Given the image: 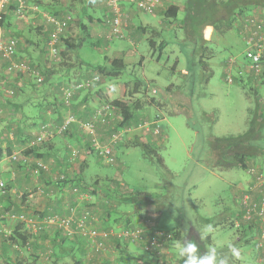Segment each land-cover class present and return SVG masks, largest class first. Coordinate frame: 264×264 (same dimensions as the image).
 <instances>
[{
    "label": "rangeland",
    "instance_id": "1",
    "mask_svg": "<svg viewBox=\"0 0 264 264\" xmlns=\"http://www.w3.org/2000/svg\"><path fill=\"white\" fill-rule=\"evenodd\" d=\"M80 1L64 0L68 5L63 15L72 17L69 27L58 33L57 46L65 53L64 65L59 54L52 57L44 46L43 32L36 31L40 26L34 14L27 10L21 18L10 14L11 20L19 24L25 22V17L33 15L35 23L30 21L27 27L40 44L20 58L22 62L31 61L42 67V61L39 65L37 60L42 53L44 62L51 66L47 67L50 72H46L47 75L52 72V85H48L50 93L57 92L58 84L57 87H60L64 82L76 79L77 59L102 64L105 58H121L125 63L118 77L101 75L100 88L107 87L110 101L133 102L138 99L141 107L134 110L131 124L119 129H116L122 121L119 110L111 109L110 124L100 126L106 132L102 141L107 139L109 131L116 130L122 138L119 147L112 161L100 157V166L92 163L86 172L100 173V183L106 185L105 189L112 191L111 194L131 196L140 191L149 193L155 199L151 201L147 196H132V200L120 208L128 211L129 217L134 219L132 224L150 220L151 224L172 233L173 240L159 254L164 255L159 258V263L178 264L175 242L193 240L200 243L206 252L210 247L217 246L218 254L227 259V264H260L257 231L241 227L242 192L252 186L253 174L237 164L221 167L224 162H233V152L226 151L219 161L215 152L218 139L248 132L257 100L264 98V84L258 81L262 76L251 70L245 57L247 31L242 27L244 17L252 13V17L259 19V15L264 13L262 9L256 7L250 14L237 16L230 22L227 7L218 3L216 13L192 26L187 19V2L190 0H166L155 10H161V13H146L135 7L131 17L128 11L122 37L107 39L98 47L86 41L75 51L73 44L84 37L79 17L86 23L97 24V19L89 21L87 15L82 14ZM169 4L178 6L177 18L168 19L162 15ZM62 13L59 11L58 14ZM7 27L1 25L0 37L10 36ZM68 65L71 67L67 68ZM15 72L9 74L16 84L18 76ZM65 73L69 74L70 80L64 76ZM227 75L232 78L230 83L226 80ZM121 82H128L124 95ZM27 89L30 92L29 85ZM58 96L61 97V94ZM100 104L95 108L100 110ZM253 128L255 134L250 137H254V142H251L254 147L247 148L251 153L248 167L254 166L264 178V120ZM141 138L157 152L162 159L161 164L155 156L145 155L142 147L136 145V140ZM258 188L253 187V190L257 192ZM106 190L102 191L101 199L113 206L115 200L106 194ZM148 205L159 206V209L145 210L143 206ZM234 210H237L235 215ZM91 221L95 226L93 218ZM208 224L214 226V231L201 240L199 234H203ZM29 232L34 231L31 228ZM176 232L180 234L178 237ZM225 241H231L239 249V259L232 257L226 247H221ZM88 246L90 250L85 264H100L107 257L111 258V264H117L118 258H121L113 242L104 243L100 250ZM127 249L137 256L147 259L151 256L157 260L155 255L142 251L136 244H130ZM258 255L261 262H256ZM95 256L98 259H93Z\"/></svg>",
    "mask_w": 264,
    "mask_h": 264
},
{
    "label": "crops",
    "instance_id": "2",
    "mask_svg": "<svg viewBox=\"0 0 264 264\" xmlns=\"http://www.w3.org/2000/svg\"><path fill=\"white\" fill-rule=\"evenodd\" d=\"M14 1L8 0L2 7V13H5V18H7L2 26H9L7 28H9L10 36L17 39L16 62L26 67L36 66L31 61L22 62L20 58L22 54L29 50L32 51L36 45L40 44L38 38L27 27L30 21L35 23V19H32V15L29 18L25 17L23 19L25 22L20 20V24L13 22L10 13L16 15L13 10ZM80 2V10L82 14L87 15V20L97 19V24L86 23L83 18L81 19L86 23L90 34L83 44L88 41L91 46L98 47L100 42L105 41L103 31L100 30L104 27L102 21L108 10L105 0H93L90 4L86 3V0ZM25 4V11L35 15L36 22L40 26L36 31L43 32L42 40L48 49L47 40L53 29L46 16L58 14L59 11L63 12L61 14L63 16L68 3L64 0H25ZM84 5L87 8H83ZM121 6L130 11L131 17L134 15L136 10L133 5L123 3ZM156 12L161 13V10ZM21 23L24 24L21 25ZM73 47L76 51L74 44ZM41 54L40 52L37 57L39 65H41V60L42 67L51 68L44 62L46 60ZM77 61L79 62L76 64L77 77L69 82L70 84L86 76L84 69L87 62L80 59ZM0 66L3 67L2 62ZM17 76L16 84L21 86L23 92H17L12 96L0 94V146L4 152L0 157V260L4 264H62L71 262L72 254L77 253L85 264L87 252L90 249L85 241L79 240L77 235L67 236L55 224L37 233L29 232V230L32 222L41 220L45 216L64 217L71 213L72 209L78 212L83 207L89 208L93 223L99 228H102L104 224L102 218H106L108 222L116 220L118 226H123L127 218L130 221L134 220L129 217L128 211L120 208L122 204L118 198L112 202L115 209L109 215L107 210L110 204H105L106 201L101 199V193L106 190V185L100 183V173L86 172L92 163L100 166V156H97V151L91 145L90 134L84 131L77 122L71 121L63 130L58 131L60 125H57L55 120L56 108L62 110L65 119L71 115L78 121L83 120L94 107L100 104L101 98L95 92L97 88H100V84L89 90L79 91L73 97L71 107L64 111L57 101L59 100L58 94L53 91L50 93L48 84H51L52 79L49 78L41 85H36V92H28L26 86L29 80H34L33 77L28 75L27 70L17 73ZM64 76L69 78L67 73ZM262 78L258 81L264 84ZM10 81L4 80L1 84L5 86L4 84L13 82V80ZM45 124L49 125L52 133L46 135L41 142H37V136L42 133L41 127ZM95 134L100 141V137L103 140L106 132L98 125ZM8 148L11 149L10 153H7ZM73 148L78 150L74 158L70 155ZM29 149L33 151L30 152ZM236 211L234 210V215ZM106 219L105 223L108 224ZM105 241L109 243L108 239ZM129 251L134 253L132 250ZM259 256L256 262H261L262 258L260 259ZM93 259H98V257L95 256ZM252 260L255 261L254 258ZM131 262V264H146L145 259L136 254ZM260 264H264V259Z\"/></svg>",
    "mask_w": 264,
    "mask_h": 264
},
{
    "label": "built area",
    "instance_id": "3",
    "mask_svg": "<svg viewBox=\"0 0 264 264\" xmlns=\"http://www.w3.org/2000/svg\"><path fill=\"white\" fill-rule=\"evenodd\" d=\"M8 0H0V17L2 14V7ZM17 7L14 10L15 14L23 17V12L26 9L25 0H16ZM126 3L133 5L138 9L146 12L153 13L155 9L163 4V0H105V5L107 7V13L105 18L102 21L103 36L107 39L119 38L122 37V30L124 25H127V18L129 15L128 9H123L122 4ZM262 12V11H261ZM264 15V13H261ZM254 14L247 15L242 20V27L245 31V57L249 60V67L252 71L257 74H262L264 72V17L259 15V19L252 17ZM47 21L53 26L52 34L47 40V46L49 53L52 57H56L59 53V48L57 46L59 35L58 33L62 30H65L69 27V24L72 20V17L69 15H63L61 17H56L54 15H47ZM17 39L15 37L9 36L6 38L0 37V51L2 56L6 59L11 60L10 64L6 66V72L12 71H24L27 72L32 77L35 78L37 83L43 80V75L38 72V70H30L29 66H24L21 63L15 62L12 60L13 54L16 51ZM100 76L96 72H92L91 75L77 80L75 83L70 85H61L60 94L61 99L64 100L66 104H69V99L71 95L76 93L79 89H84L85 87L90 86L93 82L99 81ZM226 80L230 83L232 78L227 75ZM1 88V87H0ZM6 93L12 94L13 91L9 88L4 89ZM101 106V107H100ZM100 110L95 109V112L91 115L88 120L79 121L81 128L88 130L90 134V140L92 147L95 148L97 153L101 155L102 158H106L107 161H112L115 154V149L121 141V133L114 131L110 134L108 139L101 143L98 141L95 134L96 122L99 120H106L110 116V111L113 109L109 104H100ZM98 107V108H99ZM103 115H106L105 118ZM73 116H67L65 120V125L74 121ZM64 128V125L58 128L60 131ZM42 133L37 136L36 141L41 142L46 135L52 133V129L49 125H42ZM78 150L73 148L71 149V157L74 158L77 156ZM44 167V166H43ZM249 171L254 174V180H252V186L247 188L242 194L241 204L244 206V212L242 213V218L244 221L251 220L256 224L257 231V245L260 248L261 258L264 259V195L261 197L260 202L253 201L247 190H252L253 187H264V178L261 173L255 172L253 168H250ZM261 180V182H259ZM71 210V213L64 217L56 216H45L41 220H37L31 223V228L34 232H38L40 229L46 228L51 224L59 226L65 235L72 236L77 234L82 236V238L89 244L91 247L100 250L103 248L104 243L102 236L105 235L104 232L97 229L92 224V216L87 208H81L78 212ZM150 220H144L140 223L142 227L138 225L133 229H123L119 231L118 235H122L126 239L133 240L135 242L144 241L142 245L143 250L147 251L154 255V253L160 254L164 248L167 247L168 241L172 238V233L169 230L158 228L157 226L151 224ZM139 224V223H138ZM30 228V229H31ZM152 232V236L145 238L147 232Z\"/></svg>",
    "mask_w": 264,
    "mask_h": 264
},
{
    "label": "trees",
    "instance_id": "4",
    "mask_svg": "<svg viewBox=\"0 0 264 264\" xmlns=\"http://www.w3.org/2000/svg\"><path fill=\"white\" fill-rule=\"evenodd\" d=\"M15 1H14V9L13 10H15L16 7H17V3L15 4ZM164 1H166V0H163V2ZM92 2H93V0H86V3H88V4H90ZM218 3H221V4H223L224 6L227 7L226 14L229 15L227 17H228V20L230 22H232L233 19H236L237 16L242 17L245 14H247V12H248V14H250L251 13L250 11L252 9L254 10V8H256V7H260L262 9L261 11L264 12V0H190L189 2H187V7H188L187 8V13H188L187 19L189 20V25H192V26L198 25L199 20L201 21L202 18L208 17V16L211 17V15H213V12H215V13L217 12L216 7H217ZM83 8H87L86 5H84ZM178 10H179V8H178L177 5L169 4L166 7V9H165V11L163 12L162 15H164V17L168 18V19L169 18H175V17L177 18ZM247 10H249V11H247ZM54 16L61 17L62 15L59 16V14H54ZM5 19H7V18H5V13L4 14L2 13L1 17H0V25H3L5 23V21H4ZM80 20H81V18H80ZM79 27H80V30L82 31V33L84 34V37L81 38L79 40V42L74 44L76 46L75 47L76 49L78 47H80L83 44V42L85 41V39L88 38L89 35H90L86 23H84L82 20L80 21ZM52 29H53V26H52ZM209 32H210V29L207 30V34H209ZM12 37H14V36H12ZM192 37H193V35H192ZM104 39H105V41L107 40V38H104ZM162 45L163 44H160V46H162ZM58 54L60 55L61 63L64 65L65 62H64L63 58L65 57V53L61 50ZM12 60H14L16 62V51L13 54ZM0 62H2V64H3V67L0 66V87H1L0 88V94L7 95V96H12V95H15L17 92L18 93L23 92V89L21 88V86H18V84H15L14 82H12V83L6 82L8 84H4L5 86H3L1 84L2 82H4V80H11L12 78H11V75L8 72H6V70H5L6 66H8L10 64L11 60L4 58L2 56V52L1 51H0ZM85 66L86 67L84 69V72H86L85 73L86 76L91 75L92 72H96L100 76V80L99 81H95L90 86L85 87L84 89H79L76 93L72 94L71 98L69 99V104H66L64 102V100L61 99V97H59V100L57 99V101H59V104L63 107L64 111H66L67 109H69L71 107L70 105L72 104V99L79 91L89 90V89L93 88L94 86H96L97 84H100L101 75H103L104 77H110V78L111 77H114V78L118 77L120 75V73H121V70L125 67V63H124L123 59H121V58H113V59H109V60L105 58V63H102V64H91V63L87 64L86 63ZM69 67H71V66L68 65L67 68H69ZM29 69L31 71L37 69L38 72L43 75V77L45 76L43 78V80L41 82H39V85H41L44 82V80L48 81V79L50 78V74L52 73V72L48 73V75H47L46 72H48L50 69L43 68V67H40V66H38V67L37 66H29ZM19 72H22V71H16L15 74L17 75V73H19ZM28 75H30V74L28 73ZM65 75H66V73H65ZM30 76L31 77L33 76L32 73H31ZM86 76H84V77H86ZM261 76H264V72L261 74ZM84 77H82V78H84ZM33 79L34 80H29L28 85L30 86V89H31L30 91L31 92H36V89H37L36 85H38V84L35 82V78H33ZM80 79H78V80H80ZM121 83H122V90H123V95H124V92H125V89L127 88L128 82H121ZM59 85L60 84H58L57 86H59ZM68 85H70V84L68 83ZM57 86H56L57 92H54V93L59 95V93H61L60 92V87L61 86L60 87H57ZM7 88L11 89L13 91V93L12 94L6 93L4 89H7ZM95 92L102 99V100H100L101 104H109L114 109L119 110V113H120V116L122 118V121H120V123L118 124L116 129L122 128V126H124V125L125 126H129L131 124V122L133 121V118H134V110H137V109H139L141 107V105H140L141 102L138 99L133 101V102H126L125 100H118V99L110 101L109 100V96L107 95V87L106 86L101 87V88H97ZM253 93L255 94V91H253ZM263 105H264V98L263 99L261 98V99L257 100V108H256L255 114L253 116V119H252V122H251V126H250V129L248 130V132H246L244 134H240V135L235 136V137L218 139L219 142L216 143L217 151L215 152V158H218V161L221 159V157L223 156V154H225L226 151L233 152V162H224L221 167L227 168V167H230L231 164H237V165H239L242 168H248V170L250 168H253L255 170V172L261 173L260 171H257L254 166L248 167V159H249V156L251 155V153H248L247 148L254 147V145L251 144V142H254L253 141L254 137H250V135L255 134V133H253L255 131V128H253V127H256L262 120H264V108H263ZM56 109H57V117H56L55 120L57 122V125H60V127L62 125H64V128H65L67 124L65 125V123H64L66 119H65V117L63 118L62 110H60L58 108H56ZM95 109L96 108L94 107L89 112V114L85 118H83V120H79V121L88 120L91 117V115L95 112ZM103 116L105 118L106 115H103ZM79 121L75 119L74 121H71V122H77L78 125H79ZM96 123H97L96 127L98 125L99 126H104V125L108 126L110 124V116H108L105 121L104 120H99ZM96 127H95V129H96ZM61 130H63V128ZM114 131L115 130L109 131L107 133L108 137ZM108 137H106V138L108 139ZM99 140L102 143L106 141V140L102 141L101 138ZM136 141H137L136 145L142 147V149L144 150L145 155H147V156H155L157 158V160L160 162V164L162 163V159L159 157L157 152L153 149V147L146 140L141 138V139L136 140ZM225 144L227 146H225ZM118 147H119V145H117L115 150H117ZM10 151H11V149L8 148L7 149V153H10ZM28 151L32 152L33 150L29 149ZM3 154H4L3 148L0 146V157ZM97 156L101 157V155H99L98 153H97ZM254 177L255 176L253 174L252 180H254ZM247 191L249 193L250 198L253 201H255V202H260L261 197H263V195H264V187H262V186L258 188L257 192L255 190H253V189L252 190H247ZM252 191H255V193L251 194ZM111 192L112 191H108L106 194L108 196H110L111 198H114V199L118 198L120 200L121 204L129 203L132 200V196L144 197V198H146V196H147L148 199H151V201L155 200L154 198H153L154 199L153 200L152 197L150 196V194L146 193V192L142 193L140 191H135L134 195H131V196L130 195L124 196V195H120V194L118 196L117 194H111ZM244 192H245V190L242 193H244ZM240 206H241L240 212L243 213L244 212V206L241 203H240ZM143 207L145 208V210L157 211L159 209V206H153V205L152 206L148 205V206H143ZM83 208H85V207H83ZM87 209L90 212L89 208H87ZM114 209H115V206H111L110 205L109 209L107 210L109 215H110V212H114ZM105 219L106 218H102L101 219L102 222L104 223L102 228L101 227L100 228L97 227V229L98 230L101 229L102 232L105 233V235L102 236L103 243L106 244V241H105L106 239H108L109 242L115 243V247L116 248L115 247L114 248L120 253V256H121V258H118L117 264H131L132 263L131 260L134 258L135 254L131 253L129 251V249H127V247L130 246V244H132V243L136 244L137 246H139L142 251L148 253L147 251L143 250V248H142V245L145 243L144 241H141L139 243V242H135V241L130 240V239H126L122 235L121 236L118 235L119 231L122 230V228L123 229H133L137 225H138V227H142V226H140L141 225L140 223L139 224L138 223L137 224L136 223L132 224L131 221L127 218L126 221L124 222L123 226H118V224L116 225V223H117L116 220H113L115 222H113V221L112 222H108L107 219H106V222H108V224H106L105 223ZM243 222L241 223V227L242 228L247 225L246 228H248L250 230L251 229L256 230V228H257L256 224H255L254 221H252V219L248 220V221H244L243 220ZM158 228H160V227H158ZM43 229H40L39 231H41ZM35 233H37V232H35ZM144 234H145V238L152 236V232H150V231L147 232V233H144ZM75 235H77V234H75ZM179 235H180L179 232H176V236L178 237ZM78 238L81 241H85L82 238L81 235L78 236ZM172 240L173 239L170 238L168 243H170ZM85 243L87 244L86 241H85ZM196 243L198 244V248H199V251L201 253L206 252L205 248L203 246H201L200 243H198V242H196ZM126 244H127V246H126ZM168 246H169V244H168ZM109 250H111V249H109ZM154 255L156 256L157 260H154L151 256L148 259L147 258H143L141 256L140 257L145 259L146 264H161V263L158 262V260H159L160 257H164V255H159L157 253H154ZM111 263H113V262H112L111 258H109V257L104 259V261L100 262V264H111ZM0 264H1V260H0ZM55 264H58V263H55ZM62 264H84V262H83L82 257L77 255V253H73L71 262H68V263L66 262V263H62ZM178 264H183V261L181 259H179Z\"/></svg>",
    "mask_w": 264,
    "mask_h": 264
},
{
    "label": "clouds",
    "instance_id": "5",
    "mask_svg": "<svg viewBox=\"0 0 264 264\" xmlns=\"http://www.w3.org/2000/svg\"><path fill=\"white\" fill-rule=\"evenodd\" d=\"M214 231V226L208 224L203 229L199 238L206 239ZM221 247H226L230 255L236 259L240 258V251L231 241H225ZM176 255L183 261V264H227V259L218 254V247L212 246L207 252L201 253L198 244L193 240L176 241L174 244Z\"/></svg>",
    "mask_w": 264,
    "mask_h": 264
}]
</instances>
